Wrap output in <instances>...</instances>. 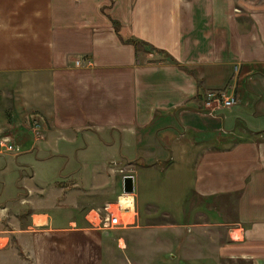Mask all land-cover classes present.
I'll return each instance as SVG.
<instances>
[{"label": "crops", "instance_id": "1", "mask_svg": "<svg viewBox=\"0 0 264 264\" xmlns=\"http://www.w3.org/2000/svg\"><path fill=\"white\" fill-rule=\"evenodd\" d=\"M99 135L119 161L62 160ZM1 138L0 264H106L148 230L189 234L184 264H264V0H0ZM115 164L189 179L192 211L134 225L133 192L134 226L103 230Z\"/></svg>", "mask_w": 264, "mask_h": 264}, {"label": "rangeland", "instance_id": "2", "mask_svg": "<svg viewBox=\"0 0 264 264\" xmlns=\"http://www.w3.org/2000/svg\"><path fill=\"white\" fill-rule=\"evenodd\" d=\"M101 140H103L102 135L95 136L94 139H92L91 141L87 140L89 141V143H91L89 145V150L78 152V154L75 153L74 150L73 151L67 150L62 154L63 155L62 160L66 163L70 162V164L77 163L81 160L82 161L87 160L88 163L93 164V162L94 163L97 162L99 163L98 165L101 166L110 163L109 161L111 160L119 161L118 152L116 154V152L112 153L110 150H105L103 146H100L97 143ZM84 142L85 140L81 137V135H78L75 147L84 145ZM114 163L115 162H113L112 164ZM115 165L116 166H113V168L118 169L116 172L118 177L121 175L125 176L127 175V173H131L130 170H126V169L122 170L120 164H115ZM154 180H155L154 177H151L148 180L150 182L145 181V185L141 187L138 186V184L136 185V188L134 190L135 200H136L135 207H137L136 210L139 213V222H137L138 221L137 219L134 225H136L137 223L140 224L145 223L147 224V226H151L152 228H155L157 226L160 227L169 226L171 223H174L173 217L169 216L168 212L156 210L154 206L150 204L147 205L146 210L149 212L151 211L155 212V215L152 213L153 215L151 216L153 217L144 218L143 214L147 215L146 211L143 208L146 200L149 202H155V204L158 207H160L161 209H166L170 212L177 213L179 211H184V213L186 214L192 211V209H190L192 205L191 203L192 200H190L191 185L189 179H185L184 177H182L177 180V183H173V180H171L169 183L168 182L164 183V181H160V180L157 182L156 180L155 181ZM200 204L201 201L198 200L195 203L196 206L194 207V209L198 210ZM100 217H101L100 219L104 217V212L100 213ZM90 219H93V217H91ZM182 222L184 221L180 219V223ZM126 228L128 227L125 228L114 227L110 229V231L118 232ZM180 230L183 231L184 229H180ZM147 232L149 234L145 232L143 233L141 232L140 234H138V236H135V238L128 236V238H126L123 241V248H124L123 251L118 250V252L115 253L114 255L108 256L106 259V264H184L183 262L184 251L182 250L185 248V242L188 241L191 242L190 238L188 237L189 234L185 233L181 236H178L177 241H175V243L171 246L170 245L171 236L168 234L169 231H163L164 233L159 234V236L156 235L157 237L155 236L156 233L152 234L150 230H148ZM193 240H195V238ZM197 242L198 241L195 240L193 241V244H196ZM124 245L127 247H125ZM14 247H15L14 242H12V248ZM14 251L15 250H13V254L15 253ZM5 255H8L4 257V259L7 260L8 262V259H11V256H9L8 253Z\"/></svg>", "mask_w": 264, "mask_h": 264}, {"label": "built area", "instance_id": "3", "mask_svg": "<svg viewBox=\"0 0 264 264\" xmlns=\"http://www.w3.org/2000/svg\"><path fill=\"white\" fill-rule=\"evenodd\" d=\"M216 93V94H215ZM237 103L235 95H227L218 92H208L206 94V100L204 101V109L209 113L221 108H230ZM7 142L4 138L0 139V146L7 150L12 149V145H6ZM126 196H130L129 202H124ZM125 203L130 206L125 207ZM104 217L100 219L99 226L103 230H110L114 227H127L134 223V217L136 215L134 208V201L132 194L121 193L114 204H105L103 207ZM101 224V225H100Z\"/></svg>", "mask_w": 264, "mask_h": 264}, {"label": "water", "instance_id": "4", "mask_svg": "<svg viewBox=\"0 0 264 264\" xmlns=\"http://www.w3.org/2000/svg\"><path fill=\"white\" fill-rule=\"evenodd\" d=\"M122 192L125 194H133L134 183L132 175H125L122 180Z\"/></svg>", "mask_w": 264, "mask_h": 264}, {"label": "bare ground", "instance_id": "5", "mask_svg": "<svg viewBox=\"0 0 264 264\" xmlns=\"http://www.w3.org/2000/svg\"><path fill=\"white\" fill-rule=\"evenodd\" d=\"M126 198V200L124 201V202H129V200H130V196H126L125 197ZM126 205H125V207L127 208L128 206H130L128 203H125Z\"/></svg>", "mask_w": 264, "mask_h": 264}, {"label": "trees", "instance_id": "6", "mask_svg": "<svg viewBox=\"0 0 264 264\" xmlns=\"http://www.w3.org/2000/svg\"><path fill=\"white\" fill-rule=\"evenodd\" d=\"M130 42H132V41H130Z\"/></svg>", "mask_w": 264, "mask_h": 264}]
</instances>
